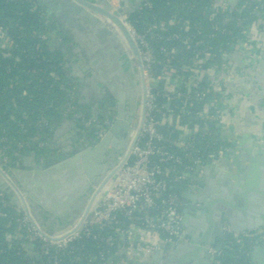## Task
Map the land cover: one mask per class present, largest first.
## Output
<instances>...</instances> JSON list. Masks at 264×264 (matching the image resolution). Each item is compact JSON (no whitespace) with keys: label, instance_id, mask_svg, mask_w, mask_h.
<instances>
[{"label":"built area","instance_id":"obj_1","mask_svg":"<svg viewBox=\"0 0 264 264\" xmlns=\"http://www.w3.org/2000/svg\"><path fill=\"white\" fill-rule=\"evenodd\" d=\"M255 1L258 8L263 11L251 27L245 25L243 18L236 21L235 27L242 32L241 34L246 35V39L233 37L227 44L228 51L220 53L221 63L202 69L197 61L194 63L195 66L182 70L186 74H178L169 65L176 53L175 48L168 50L161 47L160 50L166 59L164 62L156 61L152 40L145 34L137 33L128 20L130 12L140 9L142 5L145 7L151 5L146 1H141L130 7L129 0H107L110 13L121 11L118 18L133 39L139 54L143 78V102L139 128L121 169L106 193L81 221L80 226L78 225L79 229L73 235L71 233L78 226L60 238H50L44 235L4 192H0L6 195L17 208L20 216L19 225L26 233L28 240L34 244V249L31 245H27L24 253H33L39 258L45 256L42 262L31 264H60L61 259L58 257L60 253L72 249L73 243L78 239L97 240L100 237L99 233L117 224L119 216L130 224L124 233L118 235L120 241L118 250L122 251V245L128 244L130 247L132 245L137 253L134 255L135 258L139 255H151L183 239L184 211L182 207L184 203L182 195L175 192L174 186L188 179L185 185L186 191L183 192L186 193L194 188V181L202 177L207 166L219 165L222 160L232 158L234 144L231 143L227 130L223 128L225 117H233L236 113L240 88L238 80L248 81V73L242 68L257 65L262 55L260 42L253 37L252 33L262 32L264 34V0ZM100 2V0H94L95 5L101 6ZM234 2V0H212L211 4L202 10L201 15L215 21L212 24L213 29L222 36L231 35L225 28V24L231 20L235 10L233 9ZM188 8L193 10L194 5L191 4ZM255 9L252 13H256ZM236 13L240 15L242 10L236 9ZM217 17L220 19L216 21ZM104 21L119 34L112 24ZM174 24L175 20L170 19L168 22L151 25L147 32L151 35L153 31L166 32L167 28ZM184 26L187 27L186 24ZM34 36V34L30 35L31 38ZM46 37V34L41 36L42 39ZM171 39H178V36L174 35L167 41ZM8 42L5 30L0 27V43L8 45ZM155 42H160L157 36ZM183 43L185 44L186 41ZM225 46L224 43L220 44V48ZM214 58L215 55L206 49L201 63L204 64ZM233 60H238L240 64L236 66ZM50 75L54 77L52 72ZM68 78L69 85L72 86L70 94L75 97L76 93L78 95V80L70 77V72ZM202 80H206L209 84L208 90L199 87ZM160 85L163 87L160 88ZM174 96L181 101L182 110L186 108V104L182 102L184 98L200 104V110L193 114L201 121V125L191 127L187 124H180L183 118L175 114L171 107ZM63 115L69 116L78 127L82 128V135L78 142L83 149L90 147L88 136L94 146L107 134L114 122L113 116L97 119L87 114L75 103L68 104L63 110ZM133 120L134 116L129 119V130L132 128ZM165 126L170 128V133L177 132L174 139L165 134ZM198 136L204 140L199 147ZM206 138L209 139L205 140ZM225 142L228 145L222 146ZM38 146L47 149L50 147V140L45 138L39 142ZM214 146L218 147L215 151H211ZM2 161L6 163L5 159ZM107 174L108 172L92 189L85 203L99 191ZM21 194L26 199L25 194L23 192ZM26 201L28 202L27 199ZM28 204L34 211L32 205L29 202ZM133 229L138 231L135 238L132 233ZM222 229L224 240L226 236L232 235L237 243L241 244L237 250L233 251L235 255L233 264L237 261L239 264H251L252 250L264 244V229L253 233L246 231L235 234L230 231L227 222L223 223ZM102 240L108 246H113L117 241L112 236H107ZM132 242L134 243L131 244ZM224 250H231V248H227L223 243L220 250L216 247L208 249V254L214 259V264H222L220 258ZM125 264H132V262Z\"/></svg>","mask_w":264,"mask_h":264},{"label":"trees","instance_id":"obj_2","mask_svg":"<svg viewBox=\"0 0 264 264\" xmlns=\"http://www.w3.org/2000/svg\"><path fill=\"white\" fill-rule=\"evenodd\" d=\"M141 1H146L151 6L142 5L140 9L130 12L129 22L137 33L145 34L152 40L156 61L164 62L166 59L160 50L161 47L168 50L175 48L176 53L169 65L178 74H186L182 70L195 66L194 63L197 61L202 69L221 63L220 53L228 51L227 44L233 37L246 39V35L241 34L242 32L235 27L236 21L243 18L245 25L251 27L263 11L258 8L255 0H234L235 10L231 20L225 24L231 35L222 36L213 29L212 24L215 21L201 15L202 10L209 6L212 0H129L130 7ZM191 4L194 5L193 10L188 8ZM236 9H241L242 14H237ZM253 9L256 13H252ZM170 19H174L175 24L169 26L166 32L153 31L152 35L155 36L147 32L151 25L168 22ZM218 19L220 18L217 17L216 21ZM0 27L5 30L9 40L8 45L0 43V165L8 173L9 170L22 167L24 164L32 167L59 162L63 155L73 154L83 147L78 142L82 128L75 122L73 123L75 132L69 140V145L59 143L56 138L60 127L73 121L69 116L63 115L64 108L70 103H75L91 115L89 110L81 105L77 93L75 97L70 94L72 86L69 85L68 65L71 62V51L67 46L70 40L62 32L57 33L56 26L35 0H0ZM31 34L35 36L31 38ZM43 34L47 35L45 39L41 38ZM174 35L178 36V39L167 41ZM156 36L160 42H155ZM221 43L226 46L220 48ZM206 49L215 55V58L202 64ZM51 72L54 77L50 75ZM199 87L205 90L210 88L206 80H202ZM172 101L171 107L175 114L183 118L180 124L191 127L202 124L193 114L200 110V104L184 98L182 102L186 104V108L182 110L180 100L174 96ZM188 112L191 114H187ZM105 117H109V114L96 116L97 119ZM164 131L172 139L177 135V132L170 133L167 126ZM45 138L50 140V147L39 148V142ZM207 139L209 138L205 140ZM197 140L199 147L204 140L199 136ZM91 141L88 136V142L93 145ZM73 144L74 148L69 149L68 147ZM226 145L227 142L222 144ZM217 147L214 146L211 151H215ZM3 159L6 160L5 164ZM112 159L111 156L109 161L112 162ZM187 182L188 179H184L174 186L175 192L180 196L186 191ZM89 194L90 192L87 193ZM19 217V212L10 199L0 193V264H31L45 260V256L39 258L33 253H24L27 245L34 249V244L28 240L19 225ZM117 221V224L99 233L100 237L97 240L91 238L76 240L72 249L58 255L61 259L60 264H116L122 261L125 255L118 250L120 242L118 235L124 233L130 223L121 216ZM107 236L117 240L113 246L103 243L102 239ZM224 245L231 250L222 252L221 263L233 264L235 259L233 251L241 244L230 235L225 237ZM235 264H239V261Z\"/></svg>","mask_w":264,"mask_h":264},{"label":"water","instance_id":"obj_3","mask_svg":"<svg viewBox=\"0 0 264 264\" xmlns=\"http://www.w3.org/2000/svg\"><path fill=\"white\" fill-rule=\"evenodd\" d=\"M35 1L38 2V6L45 3L44 0ZM60 1V6L64 9L75 8L76 5L101 17L118 29L124 45L129 51L137 86V98L133 125L130 130L129 119L127 118L129 114L127 115L125 108H129L131 97L130 94H125V89L121 87L115 101L116 106L109 111L114 117L113 125L94 147L79 150V153L74 156L67 155L59 162H49L31 168L11 169L9 174L13 181L0 167V192H4L36 228L50 238H60L74 230L106 193L129 153L139 128L143 102V78L139 54L133 39L118 18L121 11L110 13L107 0H102L101 6L95 5L94 0ZM111 90L114 93L115 88H111ZM111 150H113L114 155L118 156L108 172L105 182L87 203H84L80 209L73 213L71 210L73 205L87 191H90L92 184L103 175L104 158ZM237 161L238 159H235L234 166L229 167L228 170L236 173L243 170L237 166ZM224 168L223 163L219 166H207L202 177L194 181V188L182 194L181 198L184 200L182 207L184 211L183 239L157 251L159 256L166 253L167 261L171 262L170 264H214V259L208 254V249L210 247H216L218 250L222 248L224 243L222 226L224 222L228 223L230 231L235 234L246 231L253 233L256 230L264 229V197L261 199L263 206H259L261 203L256 201L257 207H259L256 210L250 206L248 208L246 205L247 200L253 202L252 199L240 195L235 189H232V186L220 188L223 193L222 199L213 195L210 196L207 188L200 190L201 186L205 184L207 186L219 185L220 172ZM211 175H214V179L211 178ZM20 191L25 192L26 199L30 204H35L43 212L52 215L54 218H65L67 224L56 232L45 227ZM207 196H210V199ZM248 209L250 213H247L249 217L247 218V225H245V221L239 218V215L241 216L240 211L243 212ZM189 216H195L199 223V228L194 235H190L187 227ZM243 224L244 226H242ZM255 251H264V244L256 247Z\"/></svg>","mask_w":264,"mask_h":264},{"label":"crops","instance_id":"obj_4","mask_svg":"<svg viewBox=\"0 0 264 264\" xmlns=\"http://www.w3.org/2000/svg\"><path fill=\"white\" fill-rule=\"evenodd\" d=\"M44 2L41 9L54 23L57 33L62 32L70 40L67 46L71 51L70 61L73 65L74 77L77 78L79 84L78 98L81 105L85 106L95 118L99 114H109L110 109L116 106L115 101L117 94L120 92L121 85H124L125 82L129 84V77L125 76L126 70L123 72L119 64L123 58L127 65L131 64L129 52L121 36L103 19L76 5L75 8L64 9L60 6V0H44ZM252 35L260 42L262 51L261 61L255 66L242 68L244 72L248 73V81L238 80L240 88L236 113L233 117H225L226 121L223 126L224 130H227L231 143L234 144V152L231 159L220 162V164L223 163L225 165V168L220 172L219 185H209L207 188L209 189L210 196L213 195L219 199L223 195L221 189L232 186V189H235L240 195L252 199L254 203L247 200L246 205L248 208L250 206L257 210L259 207H257L256 201L258 200L261 203L259 206H263L261 199L264 197V34L262 32H253ZM52 38L54 41V34ZM104 60H107L106 62H109L112 68L115 67L116 69L118 67V73H114V75L119 80L108 78L107 71L109 66L106 65V62H103ZM234 62L236 66L238 63L240 64L238 60ZM121 71L122 77L120 78L119 73ZM79 79L81 80L80 82ZM111 88H115L114 93ZM230 91H232L231 88ZM104 93L111 96L113 101L109 102ZM73 123V121H70L60 127L56 133L59 143L70 144L69 140L75 132ZM71 146L68 148H74L73 146L75 145ZM94 146L90 145V147ZM80 150H83V148ZM78 153L79 151L73 154H65L61 159L67 155L74 156ZM111 156L113 158L112 162L109 161ZM115 156L113 150H111L104 158L105 168L101 178L112 168ZM235 159H238L236 162L237 166L243 169L239 173L228 170L229 167L234 166ZM22 167L31 168L25 164ZM213 176L211 175L212 179H214ZM101 178L96 180L92 184L91 190L87 191L73 205L71 208L73 213L82 207L90 195H87V193L92 192V189L98 185ZM210 196H207L208 199H210ZM31 205L40 217L41 222L45 227L51 229V231L55 232L54 230L57 231L66 225L67 221L65 218H54L52 215L43 212L35 204L31 203ZM248 211L249 209L243 212L240 211L241 216L239 215V218L245 221V225H247V218L249 217L247 213H250ZM189 217L187 227L190 235H194L199 228V223L195 219V216ZM132 233L134 234V238L138 235L137 230L133 229ZM134 238L132 237L131 239L133 240ZM123 246L121 252L124 253L125 258L122 261H118V264H125L127 262H132V264L171 263L167 261L166 253L159 256L156 251L151 255H139L135 258L134 255L137 254L135 247L132 245L130 247L128 244ZM255 250L256 247L252 250L250 256L251 264H264V251L256 252Z\"/></svg>","mask_w":264,"mask_h":264},{"label":"flooded vegetation","instance_id":"obj_5","mask_svg":"<svg viewBox=\"0 0 264 264\" xmlns=\"http://www.w3.org/2000/svg\"><path fill=\"white\" fill-rule=\"evenodd\" d=\"M106 61L107 60H104L103 62H106ZM119 64L121 65L123 72H124V70H126V74L124 73L125 76L129 77V84L127 82H125L124 85H121V87H123L125 89L124 93L127 95L130 94V97H131V102H130L129 108H125L127 115L129 114V116H127V118L130 119L135 114V105H136V98H137V86H136V81H135V75H134V70L132 68V65L131 64L127 65L124 58L120 61ZM106 65L109 66L108 71H107L108 78H110V79L113 78L115 80H119V79H117L118 77L114 75V73L115 74L118 73V71H117L118 67H116V69H115V67L112 68L111 64L109 62L108 63L106 62ZM122 71L119 73L120 78L122 77ZM104 95L108 98L109 102L113 101V98L111 96H109L107 93H104ZM109 116H112V115L109 113ZM200 184H202V182H200ZM202 188H207V184H205L204 186H201L200 190H203ZM256 231H259V230H256Z\"/></svg>","mask_w":264,"mask_h":264},{"label":"rangeland","instance_id":"obj_6","mask_svg":"<svg viewBox=\"0 0 264 264\" xmlns=\"http://www.w3.org/2000/svg\"><path fill=\"white\" fill-rule=\"evenodd\" d=\"M102 1V0H100ZM100 4H102V2H100ZM68 68H69V72H70V77H74L75 73H74V70H73V65H72V62L68 65ZM76 80V79H75ZM81 80L79 79V82ZM71 139V138H70ZM0 167L2 168V166L0 165ZM18 168V167H17ZM3 169V168H2ZM3 171L7 174V176H9V178L12 180L13 178L10 176L9 172L7 173L4 169ZM13 181V180H12Z\"/></svg>","mask_w":264,"mask_h":264},{"label":"bare ground","instance_id":"obj_7","mask_svg":"<svg viewBox=\"0 0 264 264\" xmlns=\"http://www.w3.org/2000/svg\"><path fill=\"white\" fill-rule=\"evenodd\" d=\"M115 27V26H114ZM116 28V27H115ZM116 30L118 31V29L116 28ZM128 51V49H127ZM129 52V51H128ZM80 226V225H79ZM79 226L71 233V235H73L78 229H79Z\"/></svg>","mask_w":264,"mask_h":264}]
</instances>
